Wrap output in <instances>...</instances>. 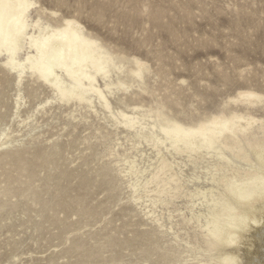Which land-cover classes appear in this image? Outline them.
<instances>
[{
	"label": "rangeland",
	"instance_id": "374dc122",
	"mask_svg": "<svg viewBox=\"0 0 264 264\" xmlns=\"http://www.w3.org/2000/svg\"><path fill=\"white\" fill-rule=\"evenodd\" d=\"M33 1L32 23L56 29L64 19H74L84 37L110 58L109 78H97L110 108L91 96L93 110L52 101L38 113V105L54 97L51 90L28 77L18 93L15 75L0 71V264H203L206 254L190 250L199 229L176 212L189 216L188 199L157 206L154 217L165 226L160 229L130 200L107 149L117 143L119 154L125 149L136 154L117 124L121 112L137 117L143 127L155 125L157 132L165 123L188 127L221 112H249L264 120V104L229 101L245 89L264 95V0ZM5 61L1 56L0 66ZM137 61L144 64L139 84L146 90L130 83L126 94L112 87L110 96L105 84L128 79ZM62 78L68 80L65 73ZM260 134L264 137V129ZM139 149L156 156L145 142ZM54 151L58 155L50 161L37 156ZM178 160L182 175H197L196 185L210 186L203 179L205 162L186 155ZM145 161L138 159L139 166ZM258 247L256 257L264 263Z\"/></svg>",
	"mask_w": 264,
	"mask_h": 264
},
{
	"label": "bare ground",
	"instance_id": "6f19581e",
	"mask_svg": "<svg viewBox=\"0 0 264 264\" xmlns=\"http://www.w3.org/2000/svg\"><path fill=\"white\" fill-rule=\"evenodd\" d=\"M35 7L33 0H0V58L6 56L0 71L4 75H15L18 93L28 77L51 90L54 97L39 104L38 113L52 101L71 105L76 110H93L91 96L102 100V107L109 109L104 91L97 87V78H109L110 58L100 51L95 40L84 37L74 19H64L56 29L50 25L43 28L38 21L32 23L30 12ZM26 46L27 58L20 60ZM136 65V69L128 70V79L120 77L116 83L105 84L110 96L115 95L112 87L126 94L132 87L130 83H136L139 91L146 90L139 84L143 80L144 64L137 61ZM62 73L68 80L62 78ZM16 97L18 111L22 97L20 94ZM229 101L253 107L264 104V95L245 89ZM121 117L123 121L117 124L124 129V138L136 154H127L126 149L119 154L116 147L121 145L116 143L107 149V156L113 157L119 177L126 180L130 189V200L139 205L143 215L153 218L158 205L167 207L173 200L185 197L189 216L181 213L182 210L176 212L183 223L195 224L199 229L193 235L190 250L197 247L206 254L203 264H264L256 257V247L264 251V245L260 244L264 243V137L258 136L264 129V120L249 112H221L188 127L177 121L165 123L157 132L155 125L143 127L132 114L121 112ZM129 131H133L132 136ZM143 142L156 152L154 159L140 151ZM226 152L252 167L234 164ZM57 155L58 151H54L37 156L50 161ZM182 155L206 163L202 178L210 182V186L196 185L201 179L197 175H182L183 163L178 160ZM145 158L146 166L140 167L138 159L143 162ZM187 183L192 186L188 187ZM154 218L160 229L165 227L161 219ZM179 237L175 232V241L178 242ZM188 241L187 245L191 243Z\"/></svg>",
	"mask_w": 264,
	"mask_h": 264
}]
</instances>
